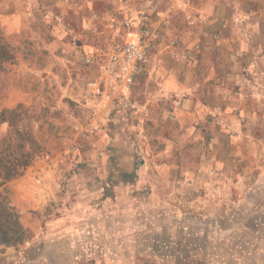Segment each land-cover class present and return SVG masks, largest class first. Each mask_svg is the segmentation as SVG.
Returning <instances> with one entry per match:
<instances>
[{
	"label": "rangeland",
	"instance_id": "374dc122",
	"mask_svg": "<svg viewBox=\"0 0 264 264\" xmlns=\"http://www.w3.org/2000/svg\"><path fill=\"white\" fill-rule=\"evenodd\" d=\"M126 1L129 17L146 13L158 38L127 99L97 108L88 83L103 59L80 58L78 75L57 66L28 86L26 72L14 75V32L0 24L14 54L0 69V111L9 112L0 142L14 138L16 153L24 144L36 154L0 193L12 202L14 181L27 173L51 184L34 192V204H11L26 238L0 245V264H264V0H148L143 9ZM39 52L43 66L46 49ZM193 92L206 105L182 125L176 108ZM175 121L185 136L177 161L192 163L174 172L178 198L133 191L121 181L158 162V130ZM213 156L222 167L205 170ZM146 173L158 180L150 169L139 176ZM113 178L121 181L102 189Z\"/></svg>",
	"mask_w": 264,
	"mask_h": 264
},
{
	"label": "crops",
	"instance_id": "0c3cea01",
	"mask_svg": "<svg viewBox=\"0 0 264 264\" xmlns=\"http://www.w3.org/2000/svg\"><path fill=\"white\" fill-rule=\"evenodd\" d=\"M148 3V0H140L138 8H145L148 6ZM130 10L127 11L125 9L123 0H1L0 24L7 29L8 33L14 32V47L18 54L16 56L18 61L14 62V75L20 77V74L23 75L21 72H26L29 80L28 86H31V83L35 82L36 75L42 76L45 73L42 79L45 77L49 79V75H54L53 71L58 70V67L65 70L68 75L72 73L78 75L82 70V67L78 63L81 54L89 52L93 48L100 49L104 42L105 44L109 42L114 37L112 34V22L120 20L122 17H129ZM40 16L45 23L43 26L37 22ZM57 19L63 20L70 26L74 34L68 35L65 32H61L55 25ZM149 23L152 26V23ZM129 31L131 29L121 28L123 34L129 33ZM41 47L46 49L44 56L47 61H45V64L43 63V66L37 61L38 55H41V52H39ZM204 56H208L210 61L213 62L210 52L205 51ZM101 59H103V62L100 63L102 67L105 56H101L99 60ZM203 62L207 61H202L201 63ZM94 71H97V69L91 72ZM207 74L213 75L209 70ZM42 83H44V80ZM238 83H240L239 80ZM171 87L181 89L184 86H176L175 84ZM200 89L202 94L204 90L207 92L205 86H201ZM198 96L199 94L197 95V93L193 92L176 108V116L182 118L183 121L179 119V121H182V125L184 122H191V118L195 119L194 113L196 112V108L200 109L206 105L202 103V99ZM183 116H185V119H183ZM176 125L175 121L170 122V125L167 126L163 122L160 126L157 137L161 139L162 142L160 144L164 148L155 151L157 163L134 168L135 177L129 183L128 180L123 179L121 181L119 178H113L109 183H104L102 189L114 187L116 181H121L122 183L126 182L133 191L138 190L140 192L147 187H151L148 188L151 191L149 193L151 197L157 195V197L161 196L162 198L165 197V199L166 197L170 200L177 199L178 196L174 195L173 189L171 190L172 187L175 188L179 183L174 172L177 170L191 172L192 163L183 164L177 161L179 160L177 159L178 155H182V149L179 148L178 150L176 148V140L181 138L184 140L185 136L183 133L179 134ZM192 131L193 129L187 131V136H190ZM103 133V130H99L98 136H101ZM211 159L208 162L210 166H207L205 170H211L213 166H215V169L220 170L222 166L219 157L213 156ZM113 166L114 164L110 166V171L115 175L113 173L115 166ZM148 169L157 173L156 175L158 176L156 177L158 180L156 182L150 181L151 179L147 181V173L144 174L145 178L139 176L141 171L148 172ZM126 172L122 174L125 175ZM38 179L41 180L40 178L36 179L34 174L27 173L24 176L22 175L20 179L15 180L14 194L9 196V198H12V202L10 203L20 210L26 208L27 202L31 201L34 204L37 201L34 199V192L40 191L39 187H43V189L51 187V184H44L45 181H39ZM49 191H51V188H48L46 195H49ZM110 192L114 194L113 189ZM160 193L161 195H159ZM165 199L160 201H167Z\"/></svg>",
	"mask_w": 264,
	"mask_h": 264
},
{
	"label": "built area",
	"instance_id": "2783aa9c",
	"mask_svg": "<svg viewBox=\"0 0 264 264\" xmlns=\"http://www.w3.org/2000/svg\"><path fill=\"white\" fill-rule=\"evenodd\" d=\"M123 4L126 10L130 9L126 0H123ZM149 22L146 13L113 21L114 37L102 48H93L81 54L80 58L87 64H92L95 59L105 56L100 75L88 83L90 92L99 98L96 108L103 105L106 99L111 103L127 99L133 80L147 62L149 49L158 38L157 32ZM55 25L61 32L74 34L73 29L61 19H57ZM121 28H128L131 31L123 34ZM95 113L96 111L92 110L88 118L93 120Z\"/></svg>",
	"mask_w": 264,
	"mask_h": 264
},
{
	"label": "trees",
	"instance_id": "16d2710c",
	"mask_svg": "<svg viewBox=\"0 0 264 264\" xmlns=\"http://www.w3.org/2000/svg\"><path fill=\"white\" fill-rule=\"evenodd\" d=\"M13 57L14 54L9 44L0 36V69L4 62L12 60ZM7 112L5 109L0 111V121L7 120V118H1ZM26 140L33 141L31 138ZM23 147L24 144H19L20 149L16 153L14 138H4L0 142V186L6 181L19 176L35 158L36 154L24 150ZM25 238L26 231L19 220L17 212L13 209L9 199L0 193V245L8 246L21 243Z\"/></svg>",
	"mask_w": 264,
	"mask_h": 264
}]
</instances>
